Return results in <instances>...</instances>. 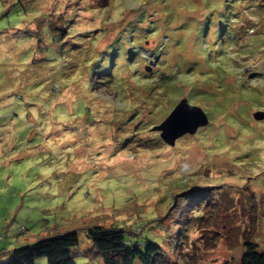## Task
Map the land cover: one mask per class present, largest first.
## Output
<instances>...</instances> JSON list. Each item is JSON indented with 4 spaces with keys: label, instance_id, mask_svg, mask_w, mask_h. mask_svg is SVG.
<instances>
[{
    "label": "rangeland",
    "instance_id": "1",
    "mask_svg": "<svg viewBox=\"0 0 264 264\" xmlns=\"http://www.w3.org/2000/svg\"><path fill=\"white\" fill-rule=\"evenodd\" d=\"M182 98L209 123L170 145L153 127ZM257 111L264 0H0V250L101 224L242 264L264 252ZM79 232L77 263L104 264Z\"/></svg>",
    "mask_w": 264,
    "mask_h": 264
},
{
    "label": "trees",
    "instance_id": "2",
    "mask_svg": "<svg viewBox=\"0 0 264 264\" xmlns=\"http://www.w3.org/2000/svg\"><path fill=\"white\" fill-rule=\"evenodd\" d=\"M75 225L55 224L38 234L34 243L9 250L1 248L0 264H39L41 258H45L47 264H79L73 249L80 243L81 229L92 240L90 252L95 258L103 260L104 264H134L135 260L141 264H180L161 243L149 239L141 242L137 237L140 231H129L131 235L128 236L124 229L115 226ZM25 229L23 225L22 230ZM130 236L135 238L131 239ZM256 246L248 242L249 250L244 254L242 264H264V252L257 251Z\"/></svg>",
    "mask_w": 264,
    "mask_h": 264
},
{
    "label": "water",
    "instance_id": "3",
    "mask_svg": "<svg viewBox=\"0 0 264 264\" xmlns=\"http://www.w3.org/2000/svg\"><path fill=\"white\" fill-rule=\"evenodd\" d=\"M256 118H264V112L254 113ZM209 123L208 115L204 109L191 104L187 98H182L170 113L153 129L160 131L161 138L173 145L178 137L185 133H195L199 127Z\"/></svg>",
    "mask_w": 264,
    "mask_h": 264
}]
</instances>
